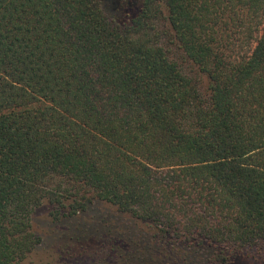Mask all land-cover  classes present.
<instances>
[{"label":"trees","instance_id":"trees-1","mask_svg":"<svg viewBox=\"0 0 264 264\" xmlns=\"http://www.w3.org/2000/svg\"><path fill=\"white\" fill-rule=\"evenodd\" d=\"M0 264H264V0H0Z\"/></svg>","mask_w":264,"mask_h":264},{"label":"rangeland","instance_id":"rangeland-1","mask_svg":"<svg viewBox=\"0 0 264 264\" xmlns=\"http://www.w3.org/2000/svg\"><path fill=\"white\" fill-rule=\"evenodd\" d=\"M37 229H38L41 233L45 234V236H46V234H48V238L52 235V232L48 231V227L46 226L45 223L39 222V223L37 224ZM46 244H49V243L47 242ZM45 247L48 248L49 246H45ZM45 247H44V248H45ZM46 248H45V249H46ZM47 250H48V249H47ZM43 251H44V249L41 250L40 252H43ZM49 251H50V250H49ZM50 252H51V251H50ZM46 254H47V253L43 254V256H46Z\"/></svg>","mask_w":264,"mask_h":264}]
</instances>
